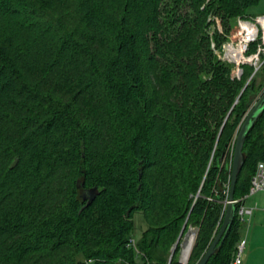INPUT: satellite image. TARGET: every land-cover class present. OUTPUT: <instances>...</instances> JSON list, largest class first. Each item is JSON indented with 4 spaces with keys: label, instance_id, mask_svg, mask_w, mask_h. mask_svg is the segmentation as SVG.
<instances>
[{
    "label": "trees",
    "instance_id": "1",
    "mask_svg": "<svg viewBox=\"0 0 264 264\" xmlns=\"http://www.w3.org/2000/svg\"><path fill=\"white\" fill-rule=\"evenodd\" d=\"M259 1L0 0V264H180L185 220L198 261L225 213L228 146L264 88L245 84L248 66L231 78L209 29ZM263 132L264 107L206 264L231 263ZM135 214L147 226L131 246Z\"/></svg>",
    "mask_w": 264,
    "mask_h": 264
},
{
    "label": "built area",
    "instance_id": "2",
    "mask_svg": "<svg viewBox=\"0 0 264 264\" xmlns=\"http://www.w3.org/2000/svg\"><path fill=\"white\" fill-rule=\"evenodd\" d=\"M235 23L237 26L235 32L231 37H228L222 42L220 48L217 49V53L220 60L232 65L230 73L232 79L239 80L241 78L244 72V66L251 68V73L245 83L247 85L264 64V13L257 15L237 16ZM211 47L213 49L215 48L214 42L211 43ZM263 91L264 88L254 98L252 104L257 101ZM247 112L245 113L244 117L246 116ZM228 191L229 183L226 185L224 190L225 198L223 199L222 212L225 211L226 205L228 203ZM259 191L264 192V161L257 162L254 174L250 179L248 193L241 199L242 203L237 210L238 219L244 224L247 223L246 221L256 209V204L254 206H247L245 204V200ZM206 198L208 201L213 199L212 196H207ZM235 202H237V200H234V203ZM128 245L135 246L134 239L130 238ZM245 245L246 238L245 236H242L236 244L230 264L242 263V253L244 251Z\"/></svg>",
    "mask_w": 264,
    "mask_h": 264
},
{
    "label": "rangeland",
    "instance_id": "3",
    "mask_svg": "<svg viewBox=\"0 0 264 264\" xmlns=\"http://www.w3.org/2000/svg\"><path fill=\"white\" fill-rule=\"evenodd\" d=\"M247 12L250 14V15H257V14H262L264 13V0H260L258 2L257 5H253L251 7H249L247 9ZM217 28L219 30V33L222 34V36H224V39H227L228 37H231L232 34L235 32L236 30V23L235 21H231L230 22V28L228 30H224V28L222 27L221 23H220V20L219 19H216V23L214 25L211 26V28L209 29V32L210 34L214 31L215 28ZM222 41V42H223ZM221 42V43H222ZM221 46V44L219 46L215 45L214 43V49L212 48L214 54L218 57V53H217V49H219ZM263 69L259 70L257 72V74L255 75V82L256 83H259L262 78H263ZM235 138V137H234ZM234 138L232 139L230 145L228 146V155L230 156V164H231V158H232V152H233V143H234ZM87 194V193H86ZM249 201H256L257 202V206L259 205L263 210H264V192L263 191H259L257 193H255L253 196L249 197V199L247 200V202ZM256 206V208H257ZM258 209V208H257ZM257 213V212H256ZM187 219V218H186ZM134 229H133V232L131 233V237L132 239H134V241L138 240L139 236H140V233L143 229L146 228V221L145 219L143 218V216L141 214H135L134 215ZM248 224H245L244 227L242 228V232H241V235L242 236H245L246 238V245H245V248H244V251L242 253V261L243 263L242 264H264V239H262V235H259L257 237H252V228L249 229V226L247 228V225H249V221H246ZM186 220L184 221V224L176 238V240L174 241V243L170 246V255L168 257V261L172 258V255L174 253V249L176 247L177 251H176V257H177V261L180 263V264H187L188 261H189V258H190V255H191V252H190V255L187 259V261L185 263H183L181 260H180V255H181V251H182V247H183V243L187 237V234L189 232H193L194 233V242H195V238H196V235H197V232H198V225H194V224H191V223H187ZM255 240L252 241L253 239ZM253 243L252 246H250V243ZM194 245V243H193ZM193 248V246H192ZM192 251V249H191Z\"/></svg>",
    "mask_w": 264,
    "mask_h": 264
},
{
    "label": "water",
    "instance_id": "4",
    "mask_svg": "<svg viewBox=\"0 0 264 264\" xmlns=\"http://www.w3.org/2000/svg\"><path fill=\"white\" fill-rule=\"evenodd\" d=\"M263 107H264V91L261 93L257 101L251 105L250 109L248 110L246 116L242 120L239 129L236 133L233 143V152H232V161H231V169H230V179H229L228 203L226 205L225 213L218 231L214 235L212 241L210 242L205 252L202 254V256L198 259V261L195 264H206L209 258L211 257V255H213V253L215 252L218 243L223 240V238L225 237L228 231L234 213L235 184L243 162L242 148H243L244 138L254 118L258 116V114L262 111ZM97 193H98V189L96 187H93L88 190L87 194L86 193L83 194V198L88 197V202H90Z\"/></svg>",
    "mask_w": 264,
    "mask_h": 264
},
{
    "label": "crops",
    "instance_id": "5",
    "mask_svg": "<svg viewBox=\"0 0 264 264\" xmlns=\"http://www.w3.org/2000/svg\"><path fill=\"white\" fill-rule=\"evenodd\" d=\"M248 199H246V201H245V204L247 206H254L255 204L257 206L256 201L255 202L254 201L247 202ZM257 208L253 211L252 215L247 220L250 222L249 225H247V228H248V226H249V229L252 228V237H257L259 235H262V239H264V210L259 205L257 206ZM246 224H248V223H246ZM252 241L255 242L254 239ZM262 241H264V240H262ZM252 245H253V243L251 242L250 246H252ZM242 263H243V261H242Z\"/></svg>",
    "mask_w": 264,
    "mask_h": 264
},
{
    "label": "bare ground",
    "instance_id": "6",
    "mask_svg": "<svg viewBox=\"0 0 264 264\" xmlns=\"http://www.w3.org/2000/svg\"><path fill=\"white\" fill-rule=\"evenodd\" d=\"M193 243H194V233L189 232L187 234V237H186L184 243H183V247H182V251H181V255H180V260L183 263H185L187 261L189 255H190Z\"/></svg>",
    "mask_w": 264,
    "mask_h": 264
}]
</instances>
